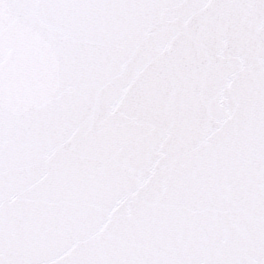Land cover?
Returning a JSON list of instances; mask_svg holds the SVG:
<instances>
[{"label": "snow or ice", "instance_id": "6c2138e0", "mask_svg": "<svg viewBox=\"0 0 264 264\" xmlns=\"http://www.w3.org/2000/svg\"><path fill=\"white\" fill-rule=\"evenodd\" d=\"M0 264H264V0H0Z\"/></svg>", "mask_w": 264, "mask_h": 264}]
</instances>
